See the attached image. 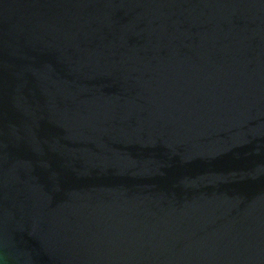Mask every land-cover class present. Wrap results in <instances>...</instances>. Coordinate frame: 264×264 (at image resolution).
Wrapping results in <instances>:
<instances>
[{"label": "water", "instance_id": "1", "mask_svg": "<svg viewBox=\"0 0 264 264\" xmlns=\"http://www.w3.org/2000/svg\"><path fill=\"white\" fill-rule=\"evenodd\" d=\"M0 264H264V0H0Z\"/></svg>", "mask_w": 264, "mask_h": 264}]
</instances>
